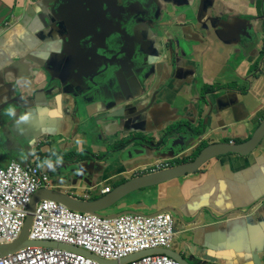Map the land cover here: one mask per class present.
I'll return each instance as SVG.
<instances>
[{
    "label": "crops",
    "instance_id": "1",
    "mask_svg": "<svg viewBox=\"0 0 264 264\" xmlns=\"http://www.w3.org/2000/svg\"><path fill=\"white\" fill-rule=\"evenodd\" d=\"M50 1L52 0H0V70L2 67L13 65L16 57L35 55L39 52L48 54L43 68L55 67L59 71L64 69L67 58L62 59L59 64L56 57L63 41H59V35L52 36L48 26L53 8L48 9ZM188 2L184 4L183 0H169L168 11L161 8L160 13L149 22L146 36L156 38V50L155 43L158 41L162 65L155 64L157 51V56L154 53L150 58L152 76H149L148 80L152 81L147 93H150L154 84L155 88H162L167 82H170V85L166 91L154 90L157 94L154 105H148L144 101L136 107L138 116L131 122L129 129L154 134L151 130L157 119L191 120L194 126H197L200 120L206 118L208 131L203 136L194 138L181 133L178 138L175 137L174 147L168 145L157 153L148 151L146 147H126L112 156L115 160L109 174L117 175L105 178L101 175L98 185L102 189L110 188L103 185L105 183L112 184L116 179L126 181L132 178L139 174L136 170L142 172L150 166L151 162L148 161H161L162 155L172 158L177 153L190 156V153L203 143L237 144L247 141L264 119V18L262 19L263 15L258 16L260 6L264 14V0ZM156 21L157 23L153 24ZM162 21L166 22L165 26L160 23ZM228 25H232L231 29H227L223 38L218 39L214 28L219 32L222 26L224 28ZM246 33L249 35H245ZM195 34L198 37H195ZM241 36L246 38V43L241 42ZM168 55L170 60L166 63ZM25 67L27 73L20 85L27 90L31 89L27 75L31 74L36 66L25 62ZM15 68L22 67L17 65ZM93 77L96 86L93 95L89 94L86 99L93 101L88 103V109L95 113L97 108H102L98 95L99 91L104 90V82L100 81L98 84L97 79L100 76ZM237 77L247 78V86L234 82ZM3 81L9 87L12 86L14 91L17 90L12 79L5 78ZM204 84L229 85L224 94L215 95L213 90L209 93L208 99L212 104L209 115L208 106L199 99ZM127 85L118 86L117 90L121 91ZM139 91V99L144 98L146 93ZM131 96L128 97L132 98V102L139 100H134ZM231 99L235 101L229 102ZM32 101L36 107L26 111L24 115L14 114L11 117V114H3L1 117L0 167L10 161L27 165L33 160V164L51 178V183L47 184L51 189L53 187L59 192L78 191L83 196L85 190H88L87 184H90L97 171H100L99 165L85 161L76 164L75 159L78 152L83 150H89L93 156L103 153L105 149L99 140L100 133L88 137L82 136L81 133L72 135L69 117L59 113L67 108L61 107L58 98L47 99L43 94H36ZM80 116L76 115L77 118ZM116 135L111 126L103 130L101 137L110 136L115 139ZM42 137L51 140V154H71L69 162L64 164L49 158H34V143ZM126 150L138 151L134 156L141 161L131 166L121 163L123 161L117 156L120 157ZM118 166L125 169L117 172L121 168L116 169ZM111 184V187L114 186ZM156 193L157 206L154 208V204L147 203V211L153 213L157 209H175L184 218V222L179 219L178 240L195 243L191 245L194 246L193 249L204 251L212 258L213 264H257L259 258H262L264 263V253L261 252L264 249V137L249 155L212 158L204 163L197 173L135 192L127 203L135 204L131 199L139 200L149 195L154 197ZM197 198H202L203 201L200 202ZM256 201L258 205L254 208V216L220 220L204 234H194L191 231V228L198 230L206 226L204 223H211L207 213L199 212L203 204H208L206 207L214 214L223 216L232 209L246 210ZM116 207L125 210V205L117 204ZM193 218L195 225L192 223L187 229L181 230Z\"/></svg>",
    "mask_w": 264,
    "mask_h": 264
},
{
    "label": "water",
    "instance_id": "2",
    "mask_svg": "<svg viewBox=\"0 0 264 264\" xmlns=\"http://www.w3.org/2000/svg\"><path fill=\"white\" fill-rule=\"evenodd\" d=\"M72 0H52L48 3V9L51 7V13L54 11H61L68 6V4ZM184 4H188V0H183ZM40 2H44V0H40ZM161 8L164 11H168L167 3L169 0H160ZM152 19V16H149ZM157 22L153 23L156 24ZM232 25L222 26L221 31H216L214 28L215 35L218 39L223 38L224 32L227 29H231ZM210 31H208V35ZM207 35V36H208ZM198 37L197 34L194 35ZM152 39H156L153 37ZM158 42V41H157ZM157 42L155 43L157 46V50L155 45L148 48V50H142V41H138L135 44V48L138 49L142 56V62L132 63L129 66L128 74L126 82H123L122 79H116L115 74L111 73L107 69V65L113 70H120L121 72H125L123 68V62L119 61H105L101 64L96 66V70L99 71V74L108 75L105 79L104 85L102 88L103 91H99V101L102 103V108H97L98 110L95 113L89 111L88 103L91 104L93 101L86 99L89 94L93 95L96 83L94 79V72L91 71V67L94 66V63L91 61L89 56H86V63L85 65H77L76 67H69L67 62L64 66L62 71L58 69L48 67H44L46 63V58L48 56L47 53H37L33 56L36 58H40L41 61H36L32 55H26L24 57H16L14 59V64L11 66L2 67L0 70V121L3 114H11L12 115H24L26 111L36 107L35 103L32 101L36 98V94H43L47 99L58 98V101L61 103V107L67 108L64 111H59L61 115H65L69 117L68 123L71 125L72 135L75 133H81L82 136L88 137L90 135H96L98 132L100 133L99 140L105 149L102 154L107 155L108 157H112L114 154L122 152L126 147L133 145L134 147H146L148 151L153 153H157L158 151L164 150L168 145L174 147L173 144L175 137L178 138V135L184 133L186 137H201L207 131L208 127L206 126V118L205 120H200L197 126L193 122L185 121V120H166L161 121L159 119L155 120L154 126L151 131L154 132H142L138 130H130L129 125L131 122L138 116L136 114V107L146 101L148 105H154L155 98H156V91L154 90H165L169 87L170 82H167L162 88H155V84L151 88V95L147 93L149 85L152 80H148L152 76L151 67L150 66V59L147 61L145 60L148 56L154 55L158 51V58L155 61V64L162 65L160 63V54L161 51L158 48ZM70 49L69 47L63 42L61 45V49L56 54L58 57L57 63L61 64L62 59L67 58ZM170 60V55H168L165 59V62L168 63ZM25 62L35 65L36 69H34L31 74L27 75V82L31 89L25 90L23 85H20L22 82L23 77L27 73V69L25 67ZM21 65V69L15 68V66ZM74 76H71V75ZM150 76V77H149ZM9 78L12 79L13 85L17 87V90L14 91L12 86H8L4 84V79ZM117 80V85H112V82ZM128 84L127 87H123L121 91H118V86ZM28 86V85H27ZM129 87V88H128ZM142 90L143 93H146L144 98H140L137 95V92ZM228 91V89H226ZM24 92V94H23ZM210 92L201 93L200 100H202L207 106V115L210 114L212 110V104L208 99V95ZM214 93V92H212ZM132 95L133 99H139L135 102H132V98L129 99L128 96ZM150 95V96H149ZM235 99H231L229 102L233 103ZM164 105V103H163ZM168 106V104H166ZM101 109V110H99ZM166 110V109H165ZM167 111V110H166ZM76 115H81L80 118H77ZM81 121V123H75L76 121ZM181 123L188 124L189 127H181ZM113 126L114 133H116L117 137L115 139H111L110 136L101 137L103 130H106L108 127ZM180 130V131H179ZM142 132V133H141ZM158 133V135H156ZM264 137V119L260 121L256 129L253 131L251 137L244 142L241 143H212L205 147H203L198 155L191 161L187 163H182L172 167H165L163 164L165 162H174L179 159H182L184 155H177L172 158V156H165L162 155V160L156 161H148L151 162L150 166L139 172L137 170L136 173H139L132 178L124 181L123 183L113 186L108 193L99 195L93 199H84L82 198V193L78 191H66V192H59L55 189H51V186L46 185V187H42L36 192L32 194L30 200L26 207V215L24 218V222L18 237L9 243L0 244V257H5L9 254H12L22 248L26 247H47V248H55L61 249L66 251H72L78 254H82L84 256L90 257L99 261L100 263L105 264H127L132 261L138 260L146 255L150 254H165L173 259H175L180 264H213L212 258H210L204 251L199 249L194 250L191 245H195V243H190L188 241H179L178 240V231H179V219L184 222V218L180 216L179 213L176 212L173 208H165L164 210L157 209L153 213L144 214L145 216H152L158 213H168L171 215L172 218V227H173V236L171 240V245L169 248L165 249H157V250H150L141 253H137L131 255L121 261H103L97 258L94 254L88 253L84 250L79 248H73L68 245H64L61 243L50 242V241H33L30 240L28 237L29 229L31 226V222L33 219V213L35 210L36 204L40 200H53L57 203L62 204L63 206L67 207L68 209L79 212L85 213L90 215L98 216V213L104 209H110L115 205L119 204L125 205V210H119L117 207L115 210L117 212H110V216H106L103 218H115L120 215H127V214H138L143 215L144 210H148L149 206L142 201L143 198L139 200L131 199L135 202V204L122 202L126 201L123 200L126 196L131 195L135 192H139L145 189L155 188L158 185L166 183L168 181L178 179L190 174L197 173L201 166L209 161L212 158H220L229 155H238V156H246L252 153L257 146L262 141ZM45 138H40L34 144H36V150L40 143L44 142ZM51 141V140H50ZM121 143V146L117 150H110V147L113 145ZM207 144V143H206ZM35 150V151H36ZM34 151V153H35ZM33 157L36 158L34 156ZM139 153L138 151L130 152L128 150L124 151L120 154L122 161H126L130 164H134V162L141 161L135 158V154ZM192 151L190 154H193ZM69 154V153H67ZM91 153L89 150L79 151L77 157L75 159V163L85 161V163H92L96 164L95 161H90L92 159ZM83 157V159H81ZM41 158H49L51 160H58L60 163L67 164L70 158H64L63 152L59 153V157L54 155L51 157H41ZM90 158V159H88ZM153 163V164H152ZM36 168L40 170L37 166ZM45 173L44 171H42ZM101 171H97L96 175L92 179L90 184H87L88 187H93L96 183L99 182V175ZM48 175V174H47ZM49 176V175H48ZM120 179L114 180V183L119 181ZM51 183V178L49 177L46 181V184ZM200 202L203 201L202 198H197ZM138 201H140L138 203ZM154 208L157 206V202H153ZM149 204V205H151ZM258 205L257 201L252 204V206L246 210H229L223 216H219L214 214L210 211V209L206 206L208 204H203L202 207L199 209L200 214H208L210 217V224L204 223L206 226L203 228H191V231L194 234L197 233H206L210 230L211 227L220 220H225L228 218H244L247 215L254 216L255 210L254 208ZM263 209V208H262ZM174 219L176 220L174 222ZM195 222V218H193L190 222H187L184 225V228L181 230L187 229V226ZM195 225V223H193ZM183 252L184 257L180 256L179 253ZM264 253V249L261 251ZM258 257V254H257ZM262 258H259L257 264H262ZM264 264V263H263Z\"/></svg>",
    "mask_w": 264,
    "mask_h": 264
},
{
    "label": "built area",
    "instance_id": "3",
    "mask_svg": "<svg viewBox=\"0 0 264 264\" xmlns=\"http://www.w3.org/2000/svg\"><path fill=\"white\" fill-rule=\"evenodd\" d=\"M163 166L168 167V163ZM48 175L35 165L10 161L0 167V244L20 234L26 207L34 192L46 187ZM109 188L100 191L107 193ZM85 192L82 196L89 199ZM173 236L168 213L152 216L127 214L107 219L79 213L53 200H40L33 213L28 237L79 248L103 261H121L131 255L169 248ZM0 264H105L61 249L26 247L5 257ZM127 264H180L165 254H150Z\"/></svg>",
    "mask_w": 264,
    "mask_h": 264
},
{
    "label": "flooded vegetation",
    "instance_id": "4",
    "mask_svg": "<svg viewBox=\"0 0 264 264\" xmlns=\"http://www.w3.org/2000/svg\"><path fill=\"white\" fill-rule=\"evenodd\" d=\"M160 10V0H72L63 10L52 12V19L48 26L52 36L59 35V41H63L69 47L70 52L67 55L69 67L85 65V57L89 56L94 63V66L90 68L91 71L94 72V76H100L97 79L99 84L100 81H105L108 75L101 76L96 66L105 61L121 60L125 69L124 73L120 70H113L108 65L107 69L115 74L116 79L126 82L129 66L132 63L142 62V56L134 44L142 41V50H148L154 45V39L146 36V33L149 31L151 20L149 16L154 18ZM258 12V16L263 15V19L262 6L259 7ZM160 23L163 26L166 25L164 21ZM236 37L239 39L238 34ZM245 39V37H240L241 42L246 43ZM152 56L154 55L148 56L145 60L147 61ZM32 57L36 61H41L40 58L33 55ZM112 85L116 86L117 80L113 81ZM205 85L202 89L211 92L210 89L204 88ZM120 146L121 143H117L112 146L113 149L110 147V150H117ZM205 146L207 144L202 148ZM193 151L194 153L190 156L186 155L179 159L182 162L178 164L169 162V166L193 160L200 152L194 156L196 149ZM179 255L184 257L183 252Z\"/></svg>",
    "mask_w": 264,
    "mask_h": 264
},
{
    "label": "rangeland",
    "instance_id": "5",
    "mask_svg": "<svg viewBox=\"0 0 264 264\" xmlns=\"http://www.w3.org/2000/svg\"><path fill=\"white\" fill-rule=\"evenodd\" d=\"M234 82H236L237 84H241L242 86L244 85V87H246L247 86V78H239V77H237V78H235L234 79ZM227 87H229V85H218V84H215V85H213V92H214V94L215 95H218V94H224L225 92H226V89H228ZM245 92V91H244ZM242 93V92H241ZM49 154H51V152H49V153H47V154H44L43 153V155H49ZM92 159H90V158H88V159H90V161H95L98 165H99V170L101 171V173H100V175H99V180H100V178H101V175L103 176V178H105V177H112V176H114V175H117V174H109V173H111V167H112V163H113V161L115 160L114 158H112V157H108L107 155H104V154H101V155H99V156H97V157H91ZM81 159H83V157H81ZM121 163H126V164H128V165H132V164H130V163H128V162H126V161H123V162H121ZM134 163H136V162H134ZM21 165H23V164H21ZM121 167V168H120ZM124 167H126L125 165H124ZM118 168H120L119 170H117V172H119L120 170H122V169H125V168H123L122 166H118L116 169H118ZM135 172H137V170L135 171ZM109 175V176H108ZM112 181V180H111ZM99 184V182L98 183H96L93 187H88V188H86V189H88V190H85L89 195H91V196H93V197H98V195H99V190H101L102 188H100V186L98 185ZM109 184H111V183H105V184H103V185H105V186H107V187H110L111 188V186L109 185ZM112 184L114 185V181H112ZM111 184V185H112ZM105 186H103V187H105ZM113 187V186H112ZM92 198V197H91ZM130 198H132V194L131 195H128V196H126L123 200H126V201H122V202H127L128 200H130ZM157 198H158V196H157V193H156V195L154 196V197H152L151 195H149L148 197H145V198H143L142 199V201L143 202H145L146 204L147 203H152V202H157ZM120 204V203H119ZM116 209V205L114 206V207H112L111 209H110V212H117V210H115ZM110 212H108V209H104V210H102V211H100L99 213H98V216L99 217H106V216H110ZM150 212H148V211H146V210H144L143 211V215L144 214H149Z\"/></svg>",
    "mask_w": 264,
    "mask_h": 264
},
{
    "label": "trees",
    "instance_id": "6",
    "mask_svg": "<svg viewBox=\"0 0 264 264\" xmlns=\"http://www.w3.org/2000/svg\"><path fill=\"white\" fill-rule=\"evenodd\" d=\"M204 88H205V89H210L209 91H212V90H213V85H208V84H206V85L204 86ZM206 92H208V91H205V90L202 89V94H203V93H206ZM184 126H185V127H189L188 124L181 123V127L183 128ZM179 131H180V130H179ZM205 144H206V143H203L199 148L196 149L194 156H195V155H196V154L202 149V146H204ZM40 147H41V146H38V149H39ZM116 148H118V147H116ZM112 149H113V147H112ZM47 153H49V152H46V153H44V154H47ZM36 154H37V158H41V157H51V156H54V155H55L54 153H52L50 156H48V155H43V154L40 153L39 150L36 152ZM70 157H71V154H66V155H64V158H70ZM180 162H182V161L177 160V161H174V164H178V163H180ZM185 162L187 163V162H189V161H185ZM124 181H125V180H119V181H117V182L114 183V186L119 185V184L123 183Z\"/></svg>",
    "mask_w": 264,
    "mask_h": 264
},
{
    "label": "clouds",
    "instance_id": "7",
    "mask_svg": "<svg viewBox=\"0 0 264 264\" xmlns=\"http://www.w3.org/2000/svg\"><path fill=\"white\" fill-rule=\"evenodd\" d=\"M50 145H51V141L50 140H48V139H46V140H44V142H42V143H40V145L39 146H41L39 149L37 148V150L35 151V153H34V156L36 157V159H37V154H36V152L39 150L40 151V153L41 154H43V153H46V152H50ZM42 148V149H41ZM45 149V150H44ZM55 154V153H54ZM55 155H59V154H55ZM18 163V162H17ZM165 163H169V162H165ZM18 164H20V163H18ZM30 164H32V165H35V164H33V160L30 162V163H27V165H30ZM21 165V164H20ZM26 164H24V165H22V166H25ZM176 166V165H175ZM35 167H36V165H35ZM168 167H172V166H169V164H168ZM48 178H49V176H48ZM112 188V187H111ZM111 188H109V190L111 189ZM104 189V188H103ZM109 190H108V192H109ZM107 192V193H108ZM106 194V193H105ZM99 195H103V194H99ZM98 195V196H99ZM93 198H95V197H93ZM93 198H91V197H89V199H93ZM108 219V218H107ZM12 242V241H11ZM2 244H4V243H2ZM45 248H47V247H45ZM73 248H75V247H73ZM23 249V248H22ZM55 249V248H54ZM70 252H72V251H70ZM10 255V254H9ZM82 255V254H81ZM90 258V257H89ZM98 258V257H97ZM93 260H95V259H93ZM101 260V259H100ZM96 261V260H95ZM99 262V261H98ZM108 262V261H107Z\"/></svg>",
    "mask_w": 264,
    "mask_h": 264
}]
</instances>
